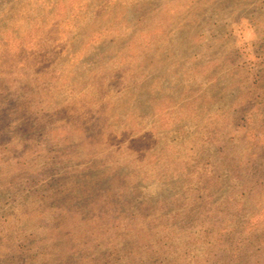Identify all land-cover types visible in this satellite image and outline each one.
Here are the masks:
<instances>
[{
    "label": "rangeland",
    "instance_id": "374dc122",
    "mask_svg": "<svg viewBox=\"0 0 264 264\" xmlns=\"http://www.w3.org/2000/svg\"><path fill=\"white\" fill-rule=\"evenodd\" d=\"M0 264H264V0H0Z\"/></svg>",
    "mask_w": 264,
    "mask_h": 264
}]
</instances>
